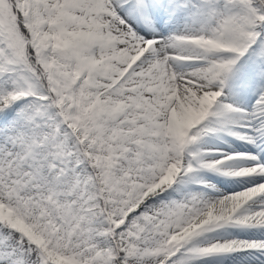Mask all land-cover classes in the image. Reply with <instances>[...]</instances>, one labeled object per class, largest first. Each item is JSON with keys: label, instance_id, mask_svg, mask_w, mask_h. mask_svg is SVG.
Instances as JSON below:
<instances>
[{"label": "rangeland", "instance_id": "obj_1", "mask_svg": "<svg viewBox=\"0 0 264 264\" xmlns=\"http://www.w3.org/2000/svg\"><path fill=\"white\" fill-rule=\"evenodd\" d=\"M16 1L26 15L35 10L38 40L34 57L41 68L34 70L18 53L7 33L11 24L5 11L8 0H0V83L3 86L0 92V111L3 109L0 205H4L0 214V264H135L143 244L166 225L169 211L164 204L171 197L168 192L172 190L173 179L171 167L166 163L162 168L158 131L150 122L152 117L145 125V117H138L136 110L126 113L128 105L115 102L113 92H116L114 86L120 83L123 87L135 85L134 73L148 67L153 53L146 54L142 47L131 48L128 56L132 59L128 56L112 59L114 64L91 47L80 55H67L59 50L61 44L51 37L56 36H48L50 33L41 22L48 17V8L58 10L56 0ZM135 1L125 2L130 4L133 19L140 22L123 25L112 20L110 34L135 31L150 47L154 39L150 31L157 29L159 19L164 20L160 15L165 17L171 13L180 21L183 14L190 16L188 0H158L147 12ZM219 3L231 11L226 19V39L228 49L234 50L232 56L245 54L250 48L255 54L263 55L264 19L249 0H219ZM155 12L159 15H153ZM190 20L193 18L184 20L188 23L179 21V27L168 33L171 36L173 33L172 37H198V29ZM23 45L24 42L20 44L21 49ZM247 80L242 75L235 83L244 84ZM206 87L217 86L206 84ZM230 97L227 94L215 102L218 112L233 105ZM57 114L62 115L61 120L54 118ZM99 118L102 122L97 129L94 126L96 120L100 122ZM165 124L162 120V126L167 128ZM83 155L95 168L108 215L98 222L86 219L88 205L93 200L90 195L95 188L91 185L85 191L81 186ZM140 159H146L148 165L138 175L133 172V161ZM168 163L178 167V159ZM161 182L163 188L157 191ZM15 225H22L28 237L15 230ZM96 236H112L124 255L117 258L110 250L98 254Z\"/></svg>", "mask_w": 264, "mask_h": 264}, {"label": "bare ground", "instance_id": "obj_2", "mask_svg": "<svg viewBox=\"0 0 264 264\" xmlns=\"http://www.w3.org/2000/svg\"><path fill=\"white\" fill-rule=\"evenodd\" d=\"M125 1L56 0L59 11L48 8V17L41 22L67 55H80L89 47L111 60H122L131 48L153 53L148 67L134 73L135 85L120 83L113 92L115 102L128 105L126 113L136 110L138 117H145V125L152 117L162 168L167 163L173 179L171 197L164 204L169 211L166 225L143 244L135 264H264V54L250 48L232 56L226 39L231 11L219 0H188L190 16L183 14L182 21L171 13L160 15L164 20H158L157 29L148 30L154 35L150 47L135 31L110 34L112 20L123 25L140 22L133 19ZM157 1L135 3L146 11ZM184 18L196 21L198 37L168 33L188 23ZM201 62L207 64L197 65ZM242 75L247 83H235ZM227 94L233 105L218 112L215 102ZM127 116L130 113L121 121ZM54 118L61 120L62 115ZM101 122L96 120L94 128ZM174 159L177 168L168 163ZM147 165L146 159L133 161V172L141 175ZM14 229L29 235L22 225Z\"/></svg>", "mask_w": 264, "mask_h": 264}, {"label": "trees", "instance_id": "obj_3", "mask_svg": "<svg viewBox=\"0 0 264 264\" xmlns=\"http://www.w3.org/2000/svg\"><path fill=\"white\" fill-rule=\"evenodd\" d=\"M13 4H15V0H12ZM250 3L255 7L260 17L264 19V0L258 1V0H250ZM9 12L10 17H13L16 12H14V8L11 5L6 4ZM17 18L18 21H22L20 24V28L22 32H27L26 34H21L20 36L23 38V35L29 36V41L27 42L29 51H32L33 46L32 43L34 42L33 39H36V37H31V33L34 32V28L36 27V20L34 17H32V14L30 15V18L27 19V17L21 12V10L17 9ZM8 33L13 40V43L15 46L19 49L18 39L16 29H14L12 26L8 28ZM33 53V51H32ZM21 55L25 58L27 61V64H29L34 70H36L37 67H40L38 63H36L33 59L28 58L25 53H21ZM36 63V64H35ZM38 65V66H37ZM41 68V67H40ZM51 92L54 93V91ZM83 161L82 165L84 168V174L82 179V185L83 187L88 190L91 185L94 186L95 191L90 195V197H93V200L88 205V219L93 222L101 221L108 217L106 211L104 210V201L103 196L101 195V192L99 190V183L98 179L95 176V168L92 164L89 163L88 159L85 155H83ZM96 242L98 244V254H101L103 252H106L108 250L112 251L114 255H116L117 258H120L124 255V250L122 247H118V245L115 243L112 236H96L95 237ZM117 262V261H116ZM122 264V263H121Z\"/></svg>", "mask_w": 264, "mask_h": 264}]
</instances>
